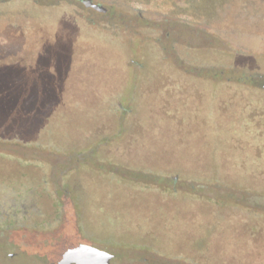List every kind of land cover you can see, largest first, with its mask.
<instances>
[{
  "label": "rangeland",
  "instance_id": "rangeland-1",
  "mask_svg": "<svg viewBox=\"0 0 264 264\" xmlns=\"http://www.w3.org/2000/svg\"><path fill=\"white\" fill-rule=\"evenodd\" d=\"M0 0V264H264V0Z\"/></svg>",
  "mask_w": 264,
  "mask_h": 264
},
{
  "label": "water",
  "instance_id": "water-1",
  "mask_svg": "<svg viewBox=\"0 0 264 264\" xmlns=\"http://www.w3.org/2000/svg\"><path fill=\"white\" fill-rule=\"evenodd\" d=\"M85 7H90L99 12L105 9L95 5L91 0H82ZM110 255L92 246L80 245L77 248L67 250L59 264H109Z\"/></svg>",
  "mask_w": 264,
  "mask_h": 264
},
{
  "label": "flooded vegetation",
  "instance_id": "flooded-vegetation-1",
  "mask_svg": "<svg viewBox=\"0 0 264 264\" xmlns=\"http://www.w3.org/2000/svg\"><path fill=\"white\" fill-rule=\"evenodd\" d=\"M82 1V0H81ZM92 2V1H91ZM81 244H79V246H80ZM59 264V263H58Z\"/></svg>",
  "mask_w": 264,
  "mask_h": 264
}]
</instances>
